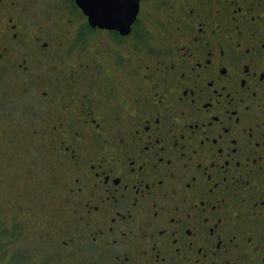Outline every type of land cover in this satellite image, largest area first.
<instances>
[{
	"label": "flooded vegetation",
	"instance_id": "flooded-vegetation-1",
	"mask_svg": "<svg viewBox=\"0 0 264 264\" xmlns=\"http://www.w3.org/2000/svg\"><path fill=\"white\" fill-rule=\"evenodd\" d=\"M0 76L44 108L0 169L45 263L264 264V0H140L128 34L0 0Z\"/></svg>",
	"mask_w": 264,
	"mask_h": 264
},
{
	"label": "rangeland",
	"instance_id": "rangeland-1",
	"mask_svg": "<svg viewBox=\"0 0 264 264\" xmlns=\"http://www.w3.org/2000/svg\"><path fill=\"white\" fill-rule=\"evenodd\" d=\"M63 1L68 3L69 0ZM36 2L39 5H51L56 0H36ZM13 81L12 77L0 76V123L5 125L7 122L14 121L18 123L19 129H25L29 121L41 118L44 114V108L37 102L35 106H30L29 102L31 100L26 95L17 94L12 99L11 96L14 95H11L14 88ZM2 125L0 124V127ZM7 146L10 149L12 147L14 150L21 148L18 144L8 141L7 138L0 137V152ZM23 159L24 157L18 156L13 158V162L18 161L19 165H14V172L9 174V179L6 177L5 170L0 169V228H9L6 233H0V264H49L44 262L46 254L54 253V243L56 238L61 235L58 236V233H39L38 230L43 228L44 223L41 219H38L36 214L32 217L33 220L30 218L31 223L29 226L26 223L23 225L21 216L18 215L15 209L9 207V203H12L16 197V192L12 188L16 186L25 187L23 184L19 186L16 179L18 174L23 173L30 166H27ZM40 159L42 158L38 157V160ZM11 167L13 168V166ZM15 228L16 233H28L29 230L30 236L13 238L10 234L13 231L10 229ZM49 237H51V241H49ZM23 248L31 250V255H25L24 253L17 255V252H21ZM54 261L50 259V264H56Z\"/></svg>",
	"mask_w": 264,
	"mask_h": 264
},
{
	"label": "water",
	"instance_id": "water-1",
	"mask_svg": "<svg viewBox=\"0 0 264 264\" xmlns=\"http://www.w3.org/2000/svg\"><path fill=\"white\" fill-rule=\"evenodd\" d=\"M92 26L128 34L137 19L140 0H75Z\"/></svg>",
	"mask_w": 264,
	"mask_h": 264
}]
</instances>
